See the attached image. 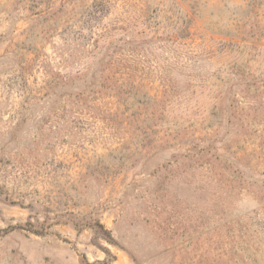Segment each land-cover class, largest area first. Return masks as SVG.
I'll return each mask as SVG.
<instances>
[{
	"label": "rangeland",
	"instance_id": "obj_1",
	"mask_svg": "<svg viewBox=\"0 0 264 264\" xmlns=\"http://www.w3.org/2000/svg\"><path fill=\"white\" fill-rule=\"evenodd\" d=\"M0 264H264V0H0Z\"/></svg>",
	"mask_w": 264,
	"mask_h": 264
}]
</instances>
